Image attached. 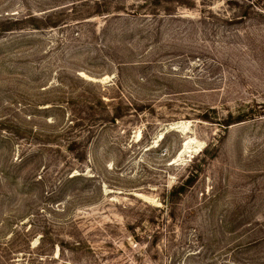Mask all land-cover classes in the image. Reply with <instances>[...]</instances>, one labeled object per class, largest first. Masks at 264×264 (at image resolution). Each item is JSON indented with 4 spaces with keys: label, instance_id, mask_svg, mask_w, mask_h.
I'll return each mask as SVG.
<instances>
[{
    "label": "rangeland",
    "instance_id": "374dc122",
    "mask_svg": "<svg viewBox=\"0 0 264 264\" xmlns=\"http://www.w3.org/2000/svg\"><path fill=\"white\" fill-rule=\"evenodd\" d=\"M0 264H264V0H0Z\"/></svg>",
    "mask_w": 264,
    "mask_h": 264
}]
</instances>
